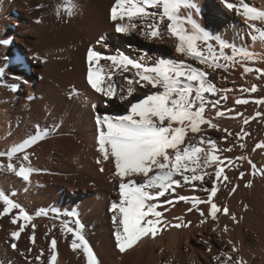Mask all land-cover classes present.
<instances>
[{
	"label": "bare ground",
	"instance_id": "1",
	"mask_svg": "<svg viewBox=\"0 0 264 264\" xmlns=\"http://www.w3.org/2000/svg\"><path fill=\"white\" fill-rule=\"evenodd\" d=\"M195 2L201 11L194 14V19L204 28L237 47L244 46L264 53V44L253 39L258 34L250 27L249 21L228 9L224 0ZM228 2L238 3V0ZM246 2L264 10V0ZM62 3L63 0H0V40L11 41L9 45H0V71L4 72L0 76V152L6 153L14 145L36 134L37 126L47 130L43 139L13 157L16 165L34 169L30 181L0 168V189L20 203L33 219L40 217L35 215L38 210L49 208L48 215H41V221L49 225L58 222L55 220L57 214L63 215V221L74 220L65 213L75 211L85 225L86 239L100 264H205L217 262V256L227 260L222 253L230 254L233 263L242 260L243 264L257 255L264 264V177L259 174L253 176L247 160L239 159L246 156L257 168H264V148L255 147L264 141V115H256L264 113V105L255 103L257 99L264 98V78H259L260 74L255 72L245 74L239 63L230 66L227 71L217 69L212 72L208 69L212 73L209 79L217 88L232 91L227 94V100L206 94L210 100L220 99L218 109L208 108L205 113L219 126L218 129L201 125V133H189L194 144L201 136L216 141L220 150L217 154L222 159L227 157L233 161L229 165L228 160H224V165H227L224 175L229 179H221L217 183L219 190L214 198L218 206L228 207L229 214L218 213L217 221L209 217L201 224L202 217L195 209L187 211L190 204L174 200V206L163 204L158 210L163 212L170 224L177 223L175 217H183V221H191V225L180 228L170 226L156 238H144L132 249L121 253L116 246L113 213L109 211L111 203L120 198L119 179L112 175L114 163L111 159H101L97 163L101 154L97 150L98 126L95 118L97 115L126 114L131 102L157 89L136 86L133 95L123 101L96 92L87 80V52L90 48L103 55L122 52L148 65L157 58H167L183 59L196 67L205 66L177 53V41L166 31L163 39L146 38L139 27L128 34L116 32V22L111 20L115 0H78L79 7L71 17L63 11L57 14ZM252 23L261 27L259 21ZM161 27L163 30L164 26ZM74 31L79 34H74ZM71 34L82 42L76 45L78 56L76 53L68 66H62L57 54L69 43ZM101 37H105L107 47L97 43ZM212 43L218 48L215 41ZM21 45L28 49L32 62L23 58L25 52L23 48L20 51ZM225 51L231 54L230 49ZM220 62L224 63L223 60ZM100 63L104 65L107 62L101 60ZM246 64L254 69H264V61L254 60ZM62 74L65 76L61 77ZM35 75H39L40 79L35 80ZM118 76L121 78L119 81L116 80ZM126 76L131 77L132 73L117 72L113 76L118 91L120 88L127 90ZM253 84L258 86L255 93L241 91ZM237 97L247 99L249 103L236 104ZM217 110L223 111L224 116H216ZM245 118H249L248 123H244ZM241 144L245 147H240ZM228 148L232 150L226 151ZM24 155L29 157L27 161L23 160ZM7 162L6 156H0V163ZM207 171L212 172L214 168ZM241 172L245 173L243 179L240 178ZM133 179L140 182L142 178ZM205 180V187L213 186L207 177ZM249 181L252 186L246 187ZM194 183L199 185L200 182ZM237 185V190L232 192L231 188ZM62 186L70 192L62 191ZM177 193L202 198L207 196L199 187L185 186L178 188ZM159 199L162 202L165 197ZM3 207L0 202V212ZM199 207L207 212L205 205ZM54 209L55 213H52ZM17 211L0 216V222L12 224L11 215ZM233 214L238 222L232 220ZM225 226L227 231L223 230ZM233 246L239 250L233 252ZM67 249L63 247L60 253L57 252L55 264H87L81 251L78 256L77 251L72 253Z\"/></svg>",
	"mask_w": 264,
	"mask_h": 264
},
{
	"label": "snow or ice",
	"instance_id": "2",
	"mask_svg": "<svg viewBox=\"0 0 264 264\" xmlns=\"http://www.w3.org/2000/svg\"><path fill=\"white\" fill-rule=\"evenodd\" d=\"M224 2L228 9L249 21L250 27L258 34L254 35L253 39L264 44V10L250 6L246 0H238V3L228 2V0ZM77 7L75 0H63V3L58 6L57 14L63 11L71 17L75 14ZM200 11L195 0H115L111 9V20L116 22L115 30L118 33L128 34L139 27L146 38L163 39L166 31L177 41L175 51L183 57L198 61L200 65L205 66L203 68L193 66L183 59L157 58L153 64L148 65L143 60H137L122 52L103 55L92 48L87 52L89 65L87 80L96 92L108 98L123 101L133 95L136 86L157 89L136 102H131L126 114L97 115L95 118L98 126L97 150L101 154L97 163H100L101 159L103 161L111 159L114 163L112 175L119 179L120 198L111 203L109 211L113 213L114 236L116 246L121 253L132 249L144 238H156L170 226L176 228L190 226L191 221L184 222L183 217H175L177 223L170 224L165 220L163 212L158 210L163 204L174 206V200L190 204L191 207L187 211L191 212L195 209L202 217L201 224L205 223L209 217L217 221L218 213L229 214L228 207L218 206L214 198L219 190L217 183L221 179L223 181L229 179L224 175V167L227 166L224 165V160L227 159L229 165L233 161L227 157L222 159L217 154L220 150L216 141L201 136L194 144L191 143L192 137L189 133H201V125L218 129L219 126L211 118H207L205 113L208 108L218 109L220 99L210 100L206 94L227 100V94L232 91L229 88H217L216 84L209 79L212 73L208 69L212 72L217 69L227 71L230 66L234 67L239 63L245 74L255 72L260 74L259 78H264V69H254L246 64L248 61H264V53H257L244 46L237 47L234 43H229L207 30L194 19V14ZM254 21L261 22V27L258 28L252 23ZM212 41L216 42L218 48ZM10 43L8 39L0 40V45ZM97 43L107 47L105 37H101ZM225 49H230L231 54L229 55ZM101 60L107 63L101 65ZM221 60L224 63H221ZM117 72L132 73L131 77H125L128 84L126 91L123 88L119 91L117 89L113 80ZM3 75L4 72L0 71V76ZM257 90L256 84L250 88L241 89L242 92L251 93ZM248 103L247 99L236 98V104ZM255 103L264 105V98L257 99ZM256 115H264V113L258 112ZM216 116H224V112L217 110ZM248 122L249 118H245L244 123ZM46 131L37 126L36 134L14 145L6 153L0 152V156H6L8 161L6 164L0 163V168L11 171L24 181H30L34 169L22 164L16 165L13 157L43 139ZM240 147L245 145L241 144ZM255 147L264 148V141L256 144ZM231 150V148L226 149V151ZM28 159L27 155L23 156V160ZM239 159L247 160L251 165L253 176L259 174L264 177V168H257V165L246 156H241ZM209 168H214V171H207ZM100 171L103 172L104 169L101 168ZM244 175L245 173L241 172L240 178L243 179ZM133 177L142 179L137 182ZM206 177L212 181V187H205ZM196 181L200 182L199 185L194 183ZM185 186L199 187L201 192L207 194L206 198L178 194L177 189ZM245 186L251 187L252 182L249 181ZM237 187L238 185L232 187L231 191L235 192ZM160 197H165V200L161 202ZM0 202L4 206L0 216L10 215L13 210H18L11 215V223L17 224L20 220L24 221L17 230L10 233L13 240L10 247L17 250L16 241L19 240L33 216L3 189H0ZM201 204L207 207V212L199 207ZM35 215L46 216L48 212L40 209ZM66 215L74 217V220L62 223V229L73 237L71 240L73 251H81L86 257L87 264H100L86 239L83 231L85 225L81 223L78 214L71 211ZM231 218L237 221L234 214ZM70 224H74L75 227L69 226ZM32 229L30 240L34 244V224ZM223 230L227 231V226ZM56 247L57 241L53 238L51 248L55 250ZM238 250L233 246V252ZM42 255L43 250L36 259L39 260ZM221 255L227 256V260L221 261L220 256L215 257L220 264H233L230 254L222 253ZM56 260L57 254H53L50 264H55ZM234 264H243V261L236 260Z\"/></svg>",
	"mask_w": 264,
	"mask_h": 264
},
{
	"label": "rangeland",
	"instance_id": "3",
	"mask_svg": "<svg viewBox=\"0 0 264 264\" xmlns=\"http://www.w3.org/2000/svg\"><path fill=\"white\" fill-rule=\"evenodd\" d=\"M75 1H76L75 3L78 6V0H75ZM78 7H77V9H78ZM77 9H76V11H77ZM74 32H75L74 34H76V31H74ZM78 34H76V35H78ZM70 37L71 38H69L70 40L68 42L71 43V45L69 46V43L66 44V46H64L63 50H60L62 53H60V51H59L60 55H59V53L57 54V58H58L57 60L59 62H61V64L63 63L62 66H68V64L73 59V55L75 56L79 50L78 47L76 46L77 43L82 42L81 41L82 39L78 38V40H77L76 37L74 39L72 34ZM79 37H80V35H79ZM22 48L25 52V54H23V58L28 59L29 61L32 62V59L29 56L28 49L25 46L21 45L20 51L22 50ZM76 56H78V53ZM61 68H63V67H61ZM63 75L64 74H62L61 77ZM35 76H36L35 80L40 79L39 75H35ZM118 79H121L120 76H118L116 78L117 81H119ZM97 104H99V103L97 102ZM61 190L65 191V192H70V190L66 186H62ZM43 209L45 211L49 212L48 211L49 208L46 207ZM51 212L55 213V209L52 210ZM36 218H34L30 222H28L27 226L25 227V231L21 233L19 240L16 241L17 250H13L10 247L11 243L13 242L10 233L12 231L17 230L19 225L24 223V222H22V223L17 222V224H9V223L3 224V222H0V262H3V264H17V263L18 264H26V263L27 264H46L47 263L48 264L51 261V256L53 254H57V257H58V254L62 251L63 247H66V249L68 248L67 250H70V251L72 250V253L75 252V251H73V249H71V240L73 238L72 235L70 233H67L65 229H62L61 223L64 222L62 220L63 219L62 214L55 215V220L58 221L59 223L54 222V220H52L56 224L53 223L50 225L44 221H41L42 220L41 216L36 217ZM39 220H40V222H39ZM33 224L35 225V230H34L35 231V243L34 244L30 240V236L32 235V232H33V229H32ZM4 226H5V228H4ZM69 226L75 227V225H69ZM84 234H85V232H84ZM53 238H55L57 241V247L55 250H53L51 248V240ZM63 244H65V245H63ZM41 250H43V255L41 256V258L39 260H37L36 257L41 255ZM57 252H59V253H57ZM78 252L80 255L81 252L79 250H77V253L76 252L75 253L78 255ZM25 258H27V259H25ZM259 259H260L259 256L253 255L251 257V259L249 260V262L247 261L245 264H248V263L249 264H255V263L256 264H262L261 260H259ZM211 263L212 264H220V261H217L214 263L211 262ZM211 263L206 262L205 264H211Z\"/></svg>",
	"mask_w": 264,
	"mask_h": 264
}]
</instances>
